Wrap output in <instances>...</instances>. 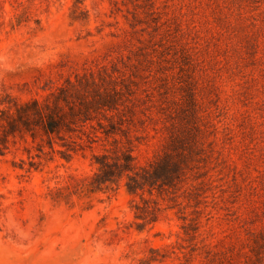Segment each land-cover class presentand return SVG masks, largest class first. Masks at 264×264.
I'll return each mask as SVG.
<instances>
[{
  "label": "rangeland",
  "instance_id": "1",
  "mask_svg": "<svg viewBox=\"0 0 264 264\" xmlns=\"http://www.w3.org/2000/svg\"><path fill=\"white\" fill-rule=\"evenodd\" d=\"M74 1L0 0V91L43 100L90 68L142 61L137 83L160 121L137 162L166 144L161 119L196 137L211 179L200 229L185 241L175 208L139 231L125 187L93 193L102 142L67 161L29 138L0 163V264H141L150 250L166 257L153 264H264V0H85V23L71 20Z\"/></svg>",
  "mask_w": 264,
  "mask_h": 264
},
{
  "label": "trees",
  "instance_id": "2",
  "mask_svg": "<svg viewBox=\"0 0 264 264\" xmlns=\"http://www.w3.org/2000/svg\"><path fill=\"white\" fill-rule=\"evenodd\" d=\"M84 2L74 1L70 15L73 22H87ZM143 61L148 64L147 54ZM137 64L131 69L121 58L90 68L74 79L67 78L43 100L24 101L10 90L0 91V163L19 140L30 138L41 154L48 148V155L59 154L67 161L73 154L102 142L104 149L92 157L96 172L90 179L91 191L115 194L125 187L133 198L131 210L139 231L156 224L165 211L179 208L185 241L190 243L200 229L199 218L204 211L199 206L206 202L204 188L211 179L202 172L196 137L183 133L178 124L166 119H161V131L168 133L162 151L147 165L138 164L135 152L151 137L147 124L160 119L154 120L142 98L144 91L137 77H141L143 62ZM164 110L162 106L160 113ZM39 165L31 161L28 171L37 170ZM20 168L25 169L24 162ZM184 200L187 207L195 203V218L189 219ZM186 250L180 248L184 259L189 255ZM158 253L150 250L141 264L164 262L166 257L153 256Z\"/></svg>",
  "mask_w": 264,
  "mask_h": 264
}]
</instances>
